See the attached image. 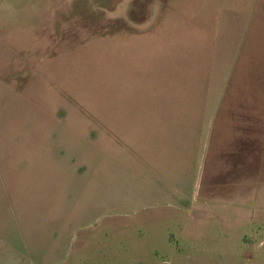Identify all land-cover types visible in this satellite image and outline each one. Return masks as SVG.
<instances>
[{"label": "rangeland", "instance_id": "rangeland-1", "mask_svg": "<svg viewBox=\"0 0 264 264\" xmlns=\"http://www.w3.org/2000/svg\"><path fill=\"white\" fill-rule=\"evenodd\" d=\"M205 2L192 0L188 9L215 11L217 0ZM151 4L150 0H0V186L16 189L10 194L0 190V264H264V0H252L257 11L252 31H245L244 25L240 28V17L225 24L223 31L219 26L217 34L212 28L204 30L209 23L214 26L211 16L197 17L200 25L191 29L184 5L177 1L175 17L158 19L146 29L148 34L134 24L126 28L127 20L137 23L144 18ZM185 46L187 57L204 60L202 66L191 61L188 70L193 81L201 74L212 76L209 67L222 73L224 60L234 52L225 104L231 111L235 106L238 113L241 164L246 156L252 158L249 180L241 170L232 178L234 189H220L222 197H237L235 204L191 209L198 202L202 179L209 188L216 187L209 158L200 173L197 169L191 177L172 178L183 190L180 198L163 191L158 178H153L156 185L147 179L143 182L142 167L135 160L112 158L113 217L94 231L89 226L100 217L89 216V178L83 175L90 160L99 161V155L88 134L86 139L76 132V140L65 141L70 147L76 145V211L82 214L76 224L84 228L76 231L75 239L70 234L63 239L58 231L62 222L51 214L44 223L31 224L40 220L31 221L26 213L27 186H43L50 197L58 189L61 194L64 187L59 201H73L66 188L73 185L74 177L57 174L59 167L66 170L63 161L71 160L75 151L63 148L62 139L52 149L47 137L43 148L31 147L26 124L33 119L58 125L56 120L66 116L58 111L69 108L74 116L75 105L76 111L108 108L112 115L132 114L121 99V93L133 91L129 79L135 78V87L145 85L147 77L159 80L158 73L169 80L175 67L167 61L176 58L174 50ZM218 62L219 66L211 67ZM249 113L252 128H245L243 116ZM87 124L76 115V126ZM62 129L67 133L66 126ZM248 134L251 147L244 141ZM223 163L218 172L226 181ZM159 185L163 192L150 201ZM150 188L152 194L142 195ZM166 194L177 199L180 207H164L166 201H173L163 198ZM153 202L162 206L149 209Z\"/></svg>", "mask_w": 264, "mask_h": 264}, {"label": "crops", "instance_id": "crops-1", "mask_svg": "<svg viewBox=\"0 0 264 264\" xmlns=\"http://www.w3.org/2000/svg\"><path fill=\"white\" fill-rule=\"evenodd\" d=\"M176 1L179 4L183 3L184 16L190 18L186 20V23L190 25L191 29L193 24L199 27L200 21L197 17L211 16L214 26L209 23L207 27L204 24L206 26L204 30L212 28L215 30V34L220 32L219 26L222 25V31L225 30V24H232L236 17H240L242 20L240 28L244 25L245 31L246 29L252 31V24L257 16L252 0H242V5L240 0L220 2L217 0L214 7L215 11H211L210 7L209 10L205 11L189 10L188 7H191L192 0H174V2L171 0H150L152 10L150 8L148 11L145 10L142 15L144 18L138 20L137 23L127 20L126 28H129L130 24H134L139 27V31L143 30L144 35L148 34L146 29L153 27L158 19L160 21L162 18L175 17L173 9L178 4L174 5L173 3ZM210 1L206 0L205 3H210ZM173 6L175 7L173 8ZM163 24H166V20ZM215 37L213 51H215L218 40L217 35ZM187 51L188 46H185L184 50L182 48L176 49L174 50L176 58L173 57L167 61L169 67H175L171 70L169 80L166 74L158 73L159 80L147 77L145 85L135 87V78L129 79L128 84L133 91L127 94L121 93V99L126 102V106L130 107L128 109L132 111V114L125 117L112 115V113H108V108L104 110L93 109L89 112L85 109H77L76 111L75 105L72 111L74 116L70 113L69 108L58 111L66 115L64 120H56L58 125L46 124L43 121H34L33 119L26 124V134L31 138V147L39 145L43 148L44 138L47 137L52 149L56 147L58 139H62L63 148H70L75 151L71 160L63 161L66 170L59 171V167L57 174L62 173L63 176L72 175L74 177L73 185L66 188L67 193L73 196V201L67 204L63 200L59 201L60 196L65 192L64 187L61 194L58 189L57 194L50 197L43 186H27L25 192L26 213L29 214L31 221L40 220L31 224L44 223L42 220L51 214L56 218L57 223L60 220L62 222V228H58V231L63 235V239L65 234H70L75 239L76 231L80 232V229L84 228L80 223L76 224V221L79 222L82 218L81 212L76 211V145L70 147V142L65 141L66 138L76 140V132L80 134L79 137L86 139L85 135L88 134L94 152L99 155V161L96 157L90 160L88 169H85L87 172L83 175L89 178V200L87 204L89 216L95 218L98 215L95 219L100 217V220L89 226L94 227V229L92 228L94 231H98L99 228L97 227L102 225L107 218L113 217L110 216L113 209L112 158L135 160L142 167L143 182L147 179L153 183V178H158L163 185V191L173 193L176 198L181 197L183 190L173 184L172 178L191 177L197 169L200 173L206 159L209 158V160L211 159L209 168L211 167V172L215 176L216 187L209 188L207 183H203L205 178L202 179L198 202L193 203L191 209L194 205L197 209H208L209 206H212L211 204L214 206L225 203L228 206L235 204V200L238 198L222 197L220 189L230 187L234 189L233 186L236 181L232 178L239 175L241 170H244L243 172L249 180L252 158L246 156V161L241 164L242 156L238 145L242 137H238L240 127L236 126L238 113L235 106H233L234 110L231 111L225 104L227 83L234 71V52L231 50L228 54L229 60H224L226 64L222 73L219 69L213 70L209 67L212 76H209V73L206 77L201 74L197 81H193L192 72L188 70L191 61L202 66L204 60L187 57ZM161 62L163 63L164 60ZM214 65L219 66V62L213 63L211 67ZM159 87H161L159 91L153 94L148 93V90L154 91ZM76 115L81 120L88 121V124L85 127L76 126ZM249 116L250 113L246 117L243 116L245 124H242L245 128H252L253 119ZM238 118L240 119V117ZM65 126L67 133L62 129ZM244 141L246 146L251 147V134L245 136ZM248 149L244 150V154ZM221 161L226 164L227 176H229L226 181L219 178L220 173L218 171L222 168ZM218 178L221 180L222 186L218 183ZM153 184L156 185V182ZM68 188H73L74 191ZM156 188L157 193L155 195L149 191L152 188L144 189L142 195L148 192L153 195L149 197L150 201L158 200L157 194L163 191L160 185ZM0 190L8 194L16 191L15 188L7 185L0 186ZM51 192L53 194L54 189H51ZM163 198L173 200L166 201L163 204L164 207H180L178 200L173 198L171 194H166ZM8 200L13 202L11 196ZM149 206L152 207L149 209H155L162 204L153 202ZM50 208H52L51 212ZM147 209L144 208V210ZM196 216L199 218L200 215ZM189 219H194L191 214H189ZM57 242L59 243L60 240ZM27 254L29 253L26 252L23 256L27 257Z\"/></svg>", "mask_w": 264, "mask_h": 264}]
</instances>
